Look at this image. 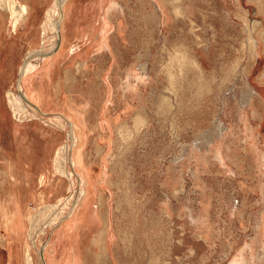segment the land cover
I'll use <instances>...</instances> for the list:
<instances>
[{"label":"rangeland","instance_id":"obj_1","mask_svg":"<svg viewBox=\"0 0 264 264\" xmlns=\"http://www.w3.org/2000/svg\"><path fill=\"white\" fill-rule=\"evenodd\" d=\"M17 1L29 12L16 27L7 12L0 43L10 61L0 76V183L8 163L23 240L38 239L34 263L46 254L58 264L54 250L67 259L68 235L56 233L77 217L67 203L88 172L100 220L82 237L92 264H264V104L245 97H264V0ZM54 6L55 32L46 26ZM74 27L78 37L61 46ZM20 88L38 105L46 96L47 111L16 117L8 100L26 102ZM72 119L85 123L83 163L71 162ZM60 150L65 173L54 164ZM0 236V264H10Z\"/></svg>","mask_w":264,"mask_h":264},{"label":"bare ground","instance_id":"obj_2","mask_svg":"<svg viewBox=\"0 0 264 264\" xmlns=\"http://www.w3.org/2000/svg\"><path fill=\"white\" fill-rule=\"evenodd\" d=\"M66 1L67 0H60L61 5H63V7H65L66 5ZM118 4L117 2L115 4H113L111 6V8L117 7ZM65 9V8H64ZM162 10L164 12H166L164 6L162 7ZM70 11V9H69ZM7 12L10 13L11 18L10 21H12V23L14 24V26H18L19 23L23 20L24 16L28 14L29 10H28V6L17 1V0H0V43L3 42V38H2V27H3V22L5 21V17L8 20L7 17ZM61 14L60 11L58 10V8L51 7V9H49L48 12V19H50L51 21H49V23H47V28L48 30L51 29V31H53L57 24H59V27L62 28L63 24L62 22H56V15ZM167 14V12H166ZM164 15V14H163ZM68 16V15H67ZM168 18V17H167ZM49 25V26H48ZM44 27V26H43ZM77 29L76 27H74L72 29V36L68 37L65 36L64 34H62V40H61V46L64 44V42H71V38L73 36H77ZM46 31V30H45ZM44 31V32H45ZM55 32V31H53ZM70 32V31H69ZM77 33V34H76ZM37 34V32H36ZM70 35V34H69ZM50 37V36H49ZM58 37V36H57ZM44 38V37H43ZM256 41V40H255ZM257 42V41H256ZM90 46V45H89ZM88 47V46H87ZM85 48V50H83V52L81 51L80 53H77L76 56H80L81 58L83 56H85L86 54H88L87 52H90V50L88 51V48ZM91 48V47H90ZM87 56V55H86ZM82 62H80L81 64L85 65V61L81 60ZM87 61V60H86ZM0 76L3 79L4 76H6V73L10 71V61H7V55L5 57L0 56ZM142 71L146 72V67L143 66ZM144 72V73H145ZM129 75V74H128ZM132 75V74H131ZM141 75L143 76V74L141 73ZM134 77V76H133ZM142 78V77H141ZM145 78V77H143ZM25 81V80H24ZM49 85V84H48ZM127 88V86H126ZM41 92V91H40ZM42 94V92H41ZM44 94V93H43ZM42 94V95H43ZM45 95V94H44ZM255 96V97H253ZM247 102H249L250 104H255L258 102V105H263L264 104V97L261 94H252V93H247L245 95ZM39 99L41 100V103L39 102V109L37 107H35L32 104H28L26 103L21 97H19L18 95H16L13 92L9 93V100L8 103L10 105V109L13 112V114L22 119V117H24V115H26V113L28 111L31 112V114H34L36 116H40V112H46L47 110H45L44 108L49 105V102L47 101L46 96H40ZM256 101H254V100ZM252 100L254 102H252ZM48 107V106H47ZM78 111V110H77ZM33 115V116H34ZM83 116V115H81ZM80 116H78L79 118ZM140 116H138L139 118ZM42 118V117H41ZM77 118V117H76ZM137 118V119H138ZM141 118V117H140ZM139 118V120H140ZM33 119V118H32ZM31 119V120H32ZM83 119V118H82ZM23 120V119H22ZM30 120V119H28ZM27 120V121H28ZM36 120V119H35ZM73 120V119H72ZM80 120V119H79ZM19 121V120H18ZM34 121V119L32 120ZM21 123V121H19ZM37 122V121H35ZM74 122V129H72V139H73V144L75 147V151H74V157H72V163L75 164V162L78 163H83L85 161L84 159V155H83V151L81 150V146L83 145L82 139H80V131L83 130L85 123H81L79 125H77ZM84 122V121H83ZM137 122V121H136ZM141 122V120H140ZM28 123V122H27ZM31 123V122H30ZM34 124V123H32ZM39 124V123H38ZM19 125V124H18ZM37 127V126H36ZM36 129V128H35ZM86 129V128H85ZM84 129V130H85ZM260 131V130H259ZM81 137H83V135H81ZM214 137V136H213ZM222 137V136H221ZM213 140V138H211ZM84 141V140H83ZM80 142V144H79ZM68 147H64L65 151L67 150ZM63 149V148H62ZM63 154H66V152H64L63 150H60L56 153L55 157H54V164L55 167L64 172V169L61 166V162L63 161L62 157ZM69 154V153H68ZM262 154V153H261ZM262 156L264 157V152L262 154ZM65 173V172H64ZM81 176V177H80ZM79 176V186L77 190H74V193L71 195V198L69 199V203L71 204V202L74 204V208L77 210V217L75 216L74 219H70L67 220L64 224H63V229L65 230V228H71V227H77V228H83V227H98V225L100 224V220L96 215L95 210L93 209V202L95 199V192L93 191V181L90 177V173L88 172H82V174ZM43 179L45 180V177H43ZM43 180V181H44ZM65 207V206H64ZM72 209V208H71ZM74 209V210H75ZM62 214V212H61ZM13 221V220H12ZM32 223L34 224V221H32ZM35 225V224H34ZM34 225H32V230ZM36 230V228H35ZM74 230V228H73ZM72 230V231H73ZM83 230V229H82ZM74 232V231H73ZM33 231L31 232L32 235ZM61 233V232H60ZM78 233V232H77ZM70 236V235H69ZM73 236V233H72ZM80 236V235H79ZM76 237V234H75ZM79 239V238H78ZM74 240V239H72ZM78 242V241H77ZM72 243V242H71ZM70 244V243H69ZM68 244V246H69ZM74 245V244H73ZM32 246H37V239L35 237H33V242L30 244L28 242H26V264H34V256H33V252H32ZM71 247V246H70ZM71 251V250H70ZM15 254V250H13L12 255L14 256ZM239 258H241V252L239 253ZM43 260H45L46 264H52V262L50 261V256L44 254L43 256ZM44 264V263H43ZM60 264V263H58ZM230 264H243V262H241V260H237V262H231Z\"/></svg>","mask_w":264,"mask_h":264},{"label":"crops","instance_id":"obj_3","mask_svg":"<svg viewBox=\"0 0 264 264\" xmlns=\"http://www.w3.org/2000/svg\"><path fill=\"white\" fill-rule=\"evenodd\" d=\"M257 20L260 24L263 22V20H260V19H256L255 21H257ZM73 37H78V35L73 36ZM256 41H257V45H258V40L256 39ZM33 55H35V52ZM0 56H2V55H0ZM21 67H23V66H20L19 68H21ZM26 75H27V72L25 74V77H26ZM19 77H20V74H19ZM21 79L19 78V81ZM17 86L19 87V83L17 84ZM10 90H12V89H8V92ZM20 91L23 92V94H21V95H24V97H25L24 99L26 100V102H28V103L36 106V107L39 106L35 102H31L28 99V97L24 91V88H20ZM0 116L2 117L3 120H6L5 111L4 112H3V110L0 111ZM32 156H33V154L31 153V149L26 148V152H25L26 161L28 162L29 160H32V158H31ZM8 168H10V167L8 166V163H7L4 167V171H5L7 178L4 179L5 181L3 180L0 183V226H1L0 228H2V231L4 233H6V236H7L6 239H7V242L9 243V244L6 243V246H7L6 251L8 253L9 261H10L9 263L15 264V263H19L20 261L24 260L23 257L17 258V252L20 251L21 256H22L21 252L25 253V260L24 261L26 264V252H25V246H23V243L26 245V242H24V240H23L24 228H25L26 223H25V220L22 219V212L24 210V205L17 204V203H15V205H14L11 203V201L13 202V197H12V195H10L11 192L8 188L9 185L7 183V181L9 180V174H10L11 170H9ZM81 174L82 173L77 174V175L80 176ZM43 177H44V173L41 174V178H40V181L42 184H44V181L46 180V177H45V180L43 179ZM20 193H19V203L22 202V196ZM42 197H43V190H42ZM73 228H74V230H73ZM59 229L60 230L56 233V235H57L56 239H60L63 235L66 234V235H68L66 237L68 240V244L70 243L69 246L67 245L68 249H67L66 254L68 257H67V259H65V258L61 259V262L64 264H92L90 262L89 258L87 257L86 252L83 251L85 249L84 243L86 242V239L82 240V237L84 235L91 233V227H89V226L83 227V228H77V227L68 228L67 227V228H65V230L63 228H59ZM102 231H104V232H99L100 236H101V234H105L104 228L102 229ZM72 233H73V236H72ZM54 234H55V232L53 233V235ZM75 234H76V237H75ZM72 239H74V240H72ZM99 240H100L99 237H94L93 238V241H94L93 244L95 245L96 242H98ZM55 245H57V242ZM87 245L89 246V244H87ZM37 246H38V239H37ZM55 249H56V247H55ZM13 250H15L14 256L12 255ZM87 250H88V254H89V251L91 252L90 247H88ZM54 251L51 252V255L53 258H55L56 263H59V259L54 254ZM93 255L98 256V257L100 256L98 253H94Z\"/></svg>","mask_w":264,"mask_h":264}]
</instances>
